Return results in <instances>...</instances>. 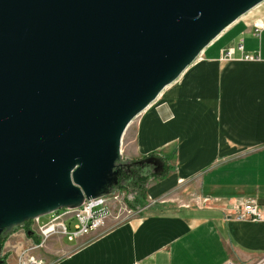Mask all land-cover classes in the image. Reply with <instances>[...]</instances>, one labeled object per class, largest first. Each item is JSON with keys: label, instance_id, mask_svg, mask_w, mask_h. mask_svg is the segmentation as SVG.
I'll return each mask as SVG.
<instances>
[{"label": "water", "instance_id": "1", "mask_svg": "<svg viewBox=\"0 0 264 264\" xmlns=\"http://www.w3.org/2000/svg\"><path fill=\"white\" fill-rule=\"evenodd\" d=\"M262 1L0 0V233L111 192L128 124Z\"/></svg>", "mask_w": 264, "mask_h": 264}, {"label": "crops", "instance_id": "2", "mask_svg": "<svg viewBox=\"0 0 264 264\" xmlns=\"http://www.w3.org/2000/svg\"><path fill=\"white\" fill-rule=\"evenodd\" d=\"M257 21L264 25V3L225 28L196 57L202 62L141 112L128 158L157 153L172 166L148 185L141 215L78 237L94 240L55 264H264V220L237 221L223 211L239 200L264 206V29L254 33Z\"/></svg>", "mask_w": 264, "mask_h": 264}, {"label": "rangeland", "instance_id": "3", "mask_svg": "<svg viewBox=\"0 0 264 264\" xmlns=\"http://www.w3.org/2000/svg\"><path fill=\"white\" fill-rule=\"evenodd\" d=\"M241 47L242 45L239 46L238 49L241 50ZM229 51H233V49H228L227 53ZM232 55L227 56L226 58H231ZM200 62L202 61L195 59V61L192 62L183 72L188 70V68L192 65H196ZM140 115L141 113L128 124L122 135L120 142V153L123 157L122 162L130 163L132 161L140 160L139 158L130 159L128 158V154H126L127 143L133 137L134 127L136 122L140 119ZM108 159L109 164H111L113 162V158L110 157ZM167 163L171 171L172 166L170 165V160H168ZM107 179L108 182H105V185H102L101 188L99 187L94 192L95 194L108 190L109 181H111L109 174ZM180 194L187 197L188 190L181 189ZM102 198L106 199L107 212H105V215L103 216L102 226L93 234L97 235V237L115 225L123 224L132 218H138L142 213L141 209L146 204L145 196L142 197L141 192H136V190L132 188L127 190H112L108 194L102 196ZM72 215L73 213H67V209L60 208L51 214L40 217V226L46 225L54 220L53 224L55 226L53 231L45 234L42 233L44 229L41 230L38 228L39 225L37 226L35 219L24 220L20 225H14L12 227V232L7 236L6 241L2 244V246H0V259L4 261L3 264H5L6 261H15V263L18 264V261L28 263V261L32 260L39 261L40 264H55L58 261H66L70 259L71 255L76 252V250L81 248L86 243L94 240L92 236L69 239V237L64 235V229L60 223H63L64 221L66 231H73V225L76 220L74 218L69 219ZM49 227L50 226H46L45 230L49 229ZM12 235L14 236L12 237Z\"/></svg>", "mask_w": 264, "mask_h": 264}, {"label": "built area", "instance_id": "4", "mask_svg": "<svg viewBox=\"0 0 264 264\" xmlns=\"http://www.w3.org/2000/svg\"><path fill=\"white\" fill-rule=\"evenodd\" d=\"M262 3H264V1H262L258 5ZM242 16H240L238 19H240ZM253 27H254V32L256 35H259L261 30L264 29V25L260 21L255 22ZM232 54H233V51H229L227 53V56H231ZM245 59H252V57L246 56ZM202 202L203 203L208 202V199H203ZM223 211L225 215H227L228 219H234L237 221H241V220L262 221L264 220V206H261L254 201H240V200L235 201L234 203L230 204L227 209H224ZM105 212H107L106 199L102 197L85 200L81 207L77 209L67 210V213H73L72 217H69V219L74 218L76 222L73 225V231L71 232L66 231L65 225L63 223H60L64 229V235L69 237V239H75L80 236L88 235L90 233L97 231L103 224V216L105 215ZM39 218L40 217L34 218L35 222L37 223V226L39 225ZM53 221L49 222L46 225H42V226L39 225L38 228L41 230L44 229V231H42L43 234H45V231L50 230L49 232H51L53 231V228L55 226L53 224ZM46 226H50V228L45 230ZM18 264H40V262L34 261V260L28 261V263L24 261H18Z\"/></svg>", "mask_w": 264, "mask_h": 264}, {"label": "trees", "instance_id": "5", "mask_svg": "<svg viewBox=\"0 0 264 264\" xmlns=\"http://www.w3.org/2000/svg\"><path fill=\"white\" fill-rule=\"evenodd\" d=\"M147 159H159L161 162L160 169L156 171L157 166L146 161ZM167 164V161L157 154L148 155L139 161H132L130 163L121 162L118 169L117 181L112 186V190H127L132 188L136 192H141L142 197H144L145 191L151 182L160 180L168 175L170 169ZM11 232L12 229L7 231V233H0V246L6 241L7 236Z\"/></svg>", "mask_w": 264, "mask_h": 264}, {"label": "bare ground", "instance_id": "6", "mask_svg": "<svg viewBox=\"0 0 264 264\" xmlns=\"http://www.w3.org/2000/svg\"><path fill=\"white\" fill-rule=\"evenodd\" d=\"M57 205H58L57 202H52V203L43 205L42 208H40V209H41L42 213L49 212V211L53 210ZM49 231H45V233H48Z\"/></svg>", "mask_w": 264, "mask_h": 264}]
</instances>
